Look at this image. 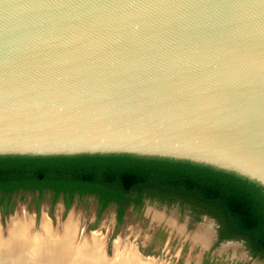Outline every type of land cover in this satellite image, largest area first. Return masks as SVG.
I'll return each mask as SVG.
<instances>
[{
    "label": "water",
    "instance_id": "1",
    "mask_svg": "<svg viewBox=\"0 0 264 264\" xmlns=\"http://www.w3.org/2000/svg\"><path fill=\"white\" fill-rule=\"evenodd\" d=\"M0 154L204 164L264 192V0H0ZM22 244L0 264H72Z\"/></svg>",
    "mask_w": 264,
    "mask_h": 264
},
{
    "label": "trees",
    "instance_id": "2",
    "mask_svg": "<svg viewBox=\"0 0 264 264\" xmlns=\"http://www.w3.org/2000/svg\"><path fill=\"white\" fill-rule=\"evenodd\" d=\"M16 187H49L52 200L64 191L65 209L73 192L95 193L96 215L114 201L118 222L128 202L146 198L178 203L193 218L213 217L218 238L240 239L252 255L264 258V192L248 180L204 164L130 154H0V203ZM0 205L4 213L13 206L8 201Z\"/></svg>",
    "mask_w": 264,
    "mask_h": 264
},
{
    "label": "rangeland",
    "instance_id": "3",
    "mask_svg": "<svg viewBox=\"0 0 264 264\" xmlns=\"http://www.w3.org/2000/svg\"><path fill=\"white\" fill-rule=\"evenodd\" d=\"M95 203L94 198L88 196L83 197L80 201L72 202L66 209H63L60 200H56L51 206H47L46 202L41 201L34 208L33 204H27V200H19L10 212L3 216L0 215V249H5L9 242L12 239H16L14 237H17V235L13 236L11 234V221L15 217L29 216L33 219L32 230L17 234L23 236L22 239L24 240L33 236L30 239L31 241L33 240L31 247H34V249L30 248L29 252L34 257L39 254L41 245L47 241L57 240L59 242L58 245L64 243L75 250L80 249L82 246H90L94 240L92 233L97 230L102 238V247L99 246L98 250L94 249L95 259L102 263L167 264L171 260V264H200L206 255L208 260L214 264H235L236 260L246 261L248 264H264V258L249 255L248 248L240 239L219 238L211 242L209 246L205 245L199 235L191 232H198L196 228L200 225L208 226L210 230H213L216 226V221L207 214H201L198 218H193L186 209L182 210L178 203H165L146 198L137 204L129 203L123 211L122 219L119 222L115 219L113 205H106L96 215ZM152 209L159 210L166 216H172L177 224L175 227H178V225L179 227L175 228L171 226L172 224L169 225L171 220H155L153 212H150ZM44 216L49 220L47 222L52 231L51 235L40 232V227L38 228L39 223L41 225L42 221L46 220ZM72 217L74 218L73 221L71 220ZM66 221L76 223L77 237L64 235L60 232L61 225ZM81 224L83 225L82 228ZM182 226L183 228L180 229ZM36 231L39 233V236L37 235L38 239L36 236L34 237L37 234ZM207 232L208 235L204 236L211 240V231L208 230ZM34 240L40 241L33 243ZM117 240L119 242H116ZM75 242L77 243L75 244ZM125 243L130 244L129 249L134 252L133 257L137 256L136 259H122L123 256L116 253ZM131 244L133 245L132 247ZM35 245L37 246L35 247ZM103 249H105L107 255H111L112 250H114L111 260L102 258L101 251ZM148 256L155 260L146 261L145 258Z\"/></svg>",
    "mask_w": 264,
    "mask_h": 264
},
{
    "label": "bare ground",
    "instance_id": "4",
    "mask_svg": "<svg viewBox=\"0 0 264 264\" xmlns=\"http://www.w3.org/2000/svg\"><path fill=\"white\" fill-rule=\"evenodd\" d=\"M150 212H153V218L155 219V220H171V223L169 224V225H171V226H177V224L175 223V221H174V218L172 217V216H169L168 214V216H166V215H164L163 214V212H161V211H159V210H154V209H152ZM22 215H23V213H22ZM45 217V216H44ZM46 218V217H45ZM153 219V220H154ZM47 220H48V218H46V220L44 219L43 221H42V224L40 225V232H42V233H46V234H50L51 235V233H52V231H51V228H50V226H49V223L47 222ZM71 220L73 221L74 220V218L72 217L71 218ZM32 221H33V219L32 218H30L29 216H20V217H15L12 221H11V234L13 235V236H15V235H17V237H14V238H16L15 240H17L18 242H20V243H22V242H25V243H23L22 245H23V247H25V245L26 246H31V242L33 241H31V237H33V236H31L29 239H22V237L23 236H21V235H18L17 233H24V232H26V231H31L32 229H31V225H32ZM49 221V220H48ZM70 222V221H66V222H64L62 225H61V228L59 229L60 230V232L62 233V234H66V235H72V236H75V237H77V235H76V227L77 226H75V224L76 223H73V222ZM166 222V221H165ZM179 223V222H178ZM9 224V223H8ZM167 224V223H166ZM10 226V225H9ZM8 226V227H9ZM178 227H179V225H178ZM178 227H175V228H178ZM54 228V227H53ZM181 228H183V226L182 227H180V229ZM196 229H198V232H191V233H193V234H196V235H199V238L201 239V240H203L202 242L205 244V245H208V243H209V239H208V237L206 238L204 235H208V230L209 231H211L210 229H209V227L208 226H205V225H200V226H198ZM59 230H58V232H59ZM37 232V231H36ZM191 233H190V235H191ZM39 233L37 232V234L36 235H34V237L36 236V238H37V235H38ZM94 236H93V238H94V240L92 241V245H90V246H82L80 249H71L70 247L71 246H68V245H65L64 243H62L61 245H58V241L57 240H54V241H47V242H45L44 244H42L41 245V247L40 248H42L43 249V251L44 250H47V248H51V246L53 245V244H57L58 246H60L59 247V249H60V251H61V253H63V255H64V257H70L71 256V258L73 259V261H72V264H107V262H105V263H102V262H99V261H97L96 259H95V250L94 249H97V248H99V246H101V241H102V238H101V236H100V233L99 232H97V230L96 231H93V233H92ZM189 234V233H188ZM192 234V235H193ZM29 235V234H28ZM59 235H61L60 233H59ZM196 235H194V236H196ZM39 236V235H38ZM89 236V235H88ZM39 238V237H38ZM37 238V239H38ZM43 238V237H42ZM78 238H80V237H78ZM34 239V238H33ZM55 239V238H54ZM84 239V238H83ZM194 239V238H193ZM41 240V239H40ZM40 240H34V242L33 243H35V241H37V243H38V241H40ZM89 240H90V238H89ZM200 240V241H201ZM85 241H87V240H85ZM67 242V241H66ZM79 242H80V240H79ZM84 242V241H83ZM116 242H119L118 240L116 241ZM36 243V244H37ZM71 243V242H70ZM77 242H75V244H76ZM89 243V242H88ZM198 243V242H197ZM25 244V245H24ZM74 245V244H73ZM103 245H104V243H103ZM130 245V244H129ZM129 245H128V243H125L124 244V246H122L121 248H120V250H117L116 251V253L117 254H119L120 256H123L122 257V259H125V258H132L131 260H133V259H136L137 258V256L135 255V257H133V251L131 250V249H129ZM37 245H35V247H36ZM133 245L131 244V247H132ZM69 247V248H68ZM102 247V246H101ZM205 247V246H204ZM118 249V248H117ZM136 249V248H135ZM98 250V249H97ZM137 251V250H136ZM101 253H102V258L103 259H105V260H111L112 259V255L114 254V250H112V253H111V255H107L106 253H105V249H103L102 251H101ZM137 254V253H136ZM116 255V254H115ZM143 258H145V257H143ZM146 259V261L147 260H155V259H153L152 257H146L145 258ZM145 261V260H144ZM136 262H139V261H136ZM144 264V263H143Z\"/></svg>",
    "mask_w": 264,
    "mask_h": 264
},
{
    "label": "flooded vegetation",
    "instance_id": "5",
    "mask_svg": "<svg viewBox=\"0 0 264 264\" xmlns=\"http://www.w3.org/2000/svg\"><path fill=\"white\" fill-rule=\"evenodd\" d=\"M0 194H1V192H0ZM64 194H65L64 191H58L56 193V197L54 198V200H52L53 191L49 187H42L40 190H38L34 187H16V188L12 189L11 191H9L8 193L5 194L8 197L4 196V198H1L2 202L0 204H2L5 201L12 202V205H13L12 209H13V207L17 203V201L25 199V200H27V204H33L34 208H36L41 201L46 202L47 206H51L56 200H60L61 204L63 205V209H65ZM88 196H92L96 202L95 203L96 204L95 213H96V209H97V205H98V201H97L98 199H97V195L95 193H81V194H79L77 192H73L72 198H71V203L74 201H80L83 197H88ZM129 203H132V202H128L125 205L124 210ZM132 204H134V203H132ZM106 205H113L114 206V215H115V219H116V211H115L116 203L114 201H108V203ZM4 214H6V213L2 212L1 205H0V215L3 216ZM116 221H117V219H116ZM39 225H40V223H39ZM39 225H38V228L40 227ZM215 239H219L217 236V233H216V226L213 229L211 242H213ZM221 239H223V238H221ZM249 255H252V254L249 253ZM252 256H254V255H252ZM200 264H214V263L212 261L210 262L208 260V257L205 255L203 257L202 261L200 262ZM235 264H248V262L242 261V260L241 261L236 260Z\"/></svg>",
    "mask_w": 264,
    "mask_h": 264
}]
</instances>
